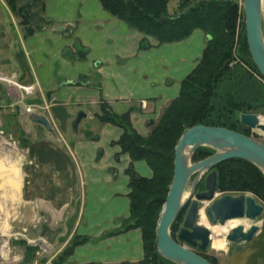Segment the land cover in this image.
Instances as JSON below:
<instances>
[{
  "label": "rangeland",
  "instance_id": "1",
  "mask_svg": "<svg viewBox=\"0 0 264 264\" xmlns=\"http://www.w3.org/2000/svg\"><path fill=\"white\" fill-rule=\"evenodd\" d=\"M18 1L0 0V264H67L66 261L71 257L74 250L90 240L89 237L79 235L76 231L78 226L81 227L82 225L79 223V217L82 210L83 193L82 182L72 160L73 155L70 152L74 147V143L69 141L70 138L78 140L80 137H85L88 140L96 141L100 136V130L97 128L106 124L119 129L121 136L123 133L122 127L100 122L99 116H104L106 112H103V106L111 116L127 114L129 119L128 130L134 131L142 138H146L152 128L156 126L164 110L178 96L181 81L199 64L208 36L201 30H195V32H199L191 34L193 40L198 41L196 45H199V47L192 52L191 57L186 62L185 73L179 79V89L176 96L165 103L158 112L156 110H146V102L149 101L147 99H138L126 111L116 112L110 103L102 98L103 87H108L102 69L107 66L106 69L109 72L112 69L110 67H115L116 64L106 65V63L97 61L89 62V49L83 46L77 38H74L73 25H67L59 32L63 39L72 41L71 46L64 47L62 55L72 61L83 62L86 60L90 66L89 72L78 76L75 80H65L61 78L57 69L54 73L53 83L52 81H44L40 75V67L34 65L29 49L26 47L27 39L34 34L32 30L25 32L30 18L27 9L33 7V3L26 7L21 6ZM64 1L70 7L72 1ZM233 1L236 2L241 13L236 24L233 52L235 54L239 50L242 57L241 61H244L248 57L245 56L242 50L245 30L242 1ZM179 2L180 0H170L168 2V13L170 15L179 12ZM53 3L54 0H45V10ZM49 25L46 23L45 27ZM162 45L164 44H158L151 38L141 35L138 51L146 52L150 48H158ZM186 47L190 49L191 45H186ZM136 57L137 55L133 54L130 58L135 60ZM123 59H117L116 66L119 67ZM239 62L240 60H237L232 65L239 64ZM241 65L242 69L250 70L245 64L241 63ZM252 75L254 78H258L254 71ZM173 82L172 80L167 84L171 83L170 85H172ZM7 88H12L13 91H8ZM22 88H27L28 91H24ZM74 88L86 91L88 93L87 98H78L76 95L73 97H57L62 89ZM252 105L254 110L244 114H255L258 116L260 123L264 124V100H256ZM26 109H29V112H26ZM78 111L88 115V118L82 120L80 125L73 129L72 122L75 120ZM31 114L45 116L54 131L53 134H46L43 127L30 123L27 115ZM132 115L137 119L135 123L138 127L133 123ZM239 118L240 115L237 117L236 123L241 125ZM115 121L121 125H126L125 122L119 119L115 118ZM150 122H152L151 125H149ZM241 126L246 134L245 136L264 144V133L262 131ZM120 136L110 144L118 149V153L115 155L116 159L119 155H127L121 153L120 147L116 144ZM80 140L86 141V139ZM206 148L208 147H202V149ZM213 153L212 150L210 155ZM208 156H194L193 154L192 163L201 161ZM138 162H143L147 166L144 161ZM134 163L136 162H133L132 166ZM11 166L18 168L20 177L18 193L12 190L11 192L3 191L1 187L6 179L7 170ZM205 175L198 183L195 193L205 190ZM193 179L194 176L190 178L187 184L186 195L190 190ZM241 194L251 196L264 208V201L258 199L252 193H227L220 192L216 188V197ZM189 204L181 210L182 215L177 222L174 233L175 239L182 226ZM208 205V203H201L200 210L205 216L208 226L213 227L205 215ZM263 216L264 212L261 217ZM199 217L200 214L197 216V223ZM237 223H228L222 227L215 226L210 230L212 242L215 235H221L218 236V239L224 237L225 248L222 250L214 249L211 247L210 242L206 252L201 253V255L213 258L215 264H219L221 257L229 246L225 242V236ZM230 225L235 226L231 228ZM113 231L107 232L105 236H114ZM82 238L86 240L82 242ZM40 247H47L50 252H44ZM70 249L72 252L68 256L66 252Z\"/></svg>",
  "mask_w": 264,
  "mask_h": 264
},
{
  "label": "crops",
  "instance_id": "2",
  "mask_svg": "<svg viewBox=\"0 0 264 264\" xmlns=\"http://www.w3.org/2000/svg\"><path fill=\"white\" fill-rule=\"evenodd\" d=\"M71 1L69 7L64 0H54L53 5L46 10L45 0L18 1L21 6L26 7L33 3V7L27 9L30 18L25 32L32 30L34 34L27 39L26 47L34 65L40 67V75L44 81L53 83L57 69L61 78L75 80L89 72L90 61L117 65V59L124 58L119 67L112 66L109 72L107 66L102 69L108 84V87H103L102 98L110 103L116 112L126 111L138 99L149 100L146 102V110L158 112L165 103L176 96L179 79L185 73L186 62L192 52L199 47L196 45L198 41L193 40V35L181 42L139 52L138 43L141 35L111 17L102 9L98 0ZM46 23L50 25L45 27ZM67 25H73L74 38L89 49V62L72 61L63 57L64 47L71 46L72 43L63 39L59 33ZM197 32L199 31L192 34ZM186 45H191V48L188 49ZM133 54L137 55L135 60L130 58ZM172 80L174 81L172 85L167 84ZM61 91L57 97L76 95L78 98H87L88 95L86 91L75 88ZM80 112L82 111H78L76 116ZM21 115L23 116L22 113ZM131 117L138 127L135 123L137 119L133 115ZM87 118L88 115L85 114L77 127ZM97 129L100 130V136L96 141L85 137L78 140L71 137L69 140L70 143H74L70 152L82 182L83 193L79 217V223L82 225L78 226L76 231L90 240L76 248L66 263L137 264L143 254L139 230L105 236L107 232L120 227L121 221L129 214V188L125 170L130 159L127 155H119L116 159L118 149L110 145L120 136L119 129L107 124ZM53 132L52 129L50 134ZM133 166L138 175L151 176L150 169L143 162H136ZM19 185L18 168L11 166L1 187L3 191L12 190L18 193ZM256 225L258 231L253 238L249 242L229 244L219 264H264V216ZM40 249L50 252L47 247Z\"/></svg>",
  "mask_w": 264,
  "mask_h": 264
},
{
  "label": "trees",
  "instance_id": "3",
  "mask_svg": "<svg viewBox=\"0 0 264 264\" xmlns=\"http://www.w3.org/2000/svg\"><path fill=\"white\" fill-rule=\"evenodd\" d=\"M169 1L99 0L102 9L112 17L158 44L181 42L195 30H201L208 36L199 64L181 81L178 96L164 110L146 138L128 130L127 114L112 117L103 106L105 115L99 116L100 122L123 129L116 144L121 153L130 158L125 170L129 188V217L112 234L134 229L140 231L143 257L137 264H174L157 253L156 231L172 181L174 150L181 135L196 125L219 127L246 135L243 127L236 123L237 117L253 111L254 101L264 100L263 79L250 58L245 30L242 50L248 59L241 61L240 51L233 52L236 24L241 14L236 2L180 0L179 12L170 15ZM237 60H240L239 64L233 66L232 63ZM241 63L252 73L242 69ZM253 71L259 79L254 78ZM115 118L126 125L116 122ZM211 151L200 147L194 156H210ZM138 161L147 164L150 177H142L134 171L132 163ZM213 170L217 173L218 191L248 192L264 201V174L254 165L233 159L217 165ZM181 215L182 211L170 226L173 239ZM84 240L82 238V242ZM71 252V249L67 250L66 255ZM201 256L215 264L213 258Z\"/></svg>",
  "mask_w": 264,
  "mask_h": 264
},
{
  "label": "water",
  "instance_id": "4",
  "mask_svg": "<svg viewBox=\"0 0 264 264\" xmlns=\"http://www.w3.org/2000/svg\"><path fill=\"white\" fill-rule=\"evenodd\" d=\"M241 1L248 52L264 80V0ZM7 90L13 91L12 88ZM84 117V113H78L72 128L76 129ZM28 120L43 127L45 131L52 132L45 116L31 114ZM239 121L241 125L251 130L257 129L264 133V124L260 123L255 114H241ZM151 124L152 122L149 123ZM200 147H208L214 153L192 163L193 154ZM233 159L246 161L264 174V144L259 141L235 131L205 125L193 126L181 135L174 150L172 181L157 225L156 250L159 256L174 264H211L200 255L206 252L211 242L210 230L200 226L196 221L201 203L209 204L205 215L213 227H222L226 222L237 219L250 222L247 230L242 226L231 229L225 236L226 243L240 244L253 238L258 231V226L254 223L261 217L264 208L246 194L216 197L217 174L213 169ZM204 175L205 190L195 193ZM192 176L194 179L186 195V187ZM188 203L190 204L182 226L176 239H173L170 235V226Z\"/></svg>",
  "mask_w": 264,
  "mask_h": 264
},
{
  "label": "bare ground",
  "instance_id": "5",
  "mask_svg": "<svg viewBox=\"0 0 264 264\" xmlns=\"http://www.w3.org/2000/svg\"><path fill=\"white\" fill-rule=\"evenodd\" d=\"M22 90L28 91L27 88H22ZM199 214H200V217L198 219V223L200 224V226L202 225L203 227H205V228H207L209 230H212L214 227H209L208 226L207 221L205 219V216L203 215V213H202L201 210L199 211ZM237 222H239V223H237ZM228 223H233V224L237 223L236 226L235 225H230V227L232 228L234 226L235 227L242 226L244 228V230H247L249 228V226L251 225L250 222H248L246 220H238V219L237 220H230V221L226 222V224H228ZM254 224L256 225V223H254ZM218 236L220 237L221 235H218ZM218 236L215 235V238H213L214 239L213 242H212V239H211V247L214 248V249H217V250H222V249L225 248V246H224V240H223L224 237H221V238L218 239Z\"/></svg>",
  "mask_w": 264,
  "mask_h": 264
},
{
  "label": "built area",
  "instance_id": "6",
  "mask_svg": "<svg viewBox=\"0 0 264 264\" xmlns=\"http://www.w3.org/2000/svg\"><path fill=\"white\" fill-rule=\"evenodd\" d=\"M26 112H29V109H26Z\"/></svg>",
  "mask_w": 264,
  "mask_h": 264
}]
</instances>
